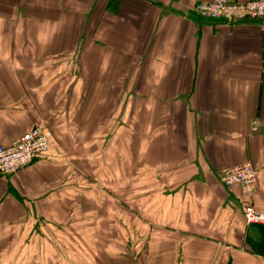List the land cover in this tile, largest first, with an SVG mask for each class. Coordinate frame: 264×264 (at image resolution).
Returning a JSON list of instances; mask_svg holds the SVG:
<instances>
[{"label":"crops","instance_id":"obj_1","mask_svg":"<svg viewBox=\"0 0 264 264\" xmlns=\"http://www.w3.org/2000/svg\"><path fill=\"white\" fill-rule=\"evenodd\" d=\"M208 1L0 0V144L52 134L0 177V264H264V22Z\"/></svg>","mask_w":264,"mask_h":264},{"label":"built area","instance_id":"obj_2","mask_svg":"<svg viewBox=\"0 0 264 264\" xmlns=\"http://www.w3.org/2000/svg\"><path fill=\"white\" fill-rule=\"evenodd\" d=\"M193 8L209 20L236 23L256 19L264 22V0H211L197 2ZM50 137L51 131L38 124L9 143L0 144V177L15 175L36 160L47 158ZM221 180L225 187L237 186L244 196H250L256 184V169L251 163L243 162L227 168ZM243 219L247 225L264 226V211L246 203Z\"/></svg>","mask_w":264,"mask_h":264},{"label":"trees","instance_id":"obj_3","mask_svg":"<svg viewBox=\"0 0 264 264\" xmlns=\"http://www.w3.org/2000/svg\"><path fill=\"white\" fill-rule=\"evenodd\" d=\"M255 229V237H247L246 243L249 248L258 254L264 255V226L261 225H250Z\"/></svg>","mask_w":264,"mask_h":264},{"label":"rangeland","instance_id":"obj_4","mask_svg":"<svg viewBox=\"0 0 264 264\" xmlns=\"http://www.w3.org/2000/svg\"><path fill=\"white\" fill-rule=\"evenodd\" d=\"M42 125H44V124H42ZM47 127V126H46ZM48 128V127H47ZM49 129V128H48ZM50 130V129H49ZM51 131V130H50ZM115 162H116V165L117 166H114V164H113V162L111 161V166H114V167H121V166H123V161H122V165L120 164V161L118 160V159H116L115 160ZM76 177H78V176H76ZM85 177H87L88 179H92L91 178V176H85ZM74 179H75V177H74ZM124 181V176L122 175V176H117L116 177V180L114 181V182H116V183H118V182H123Z\"/></svg>","mask_w":264,"mask_h":264}]
</instances>
